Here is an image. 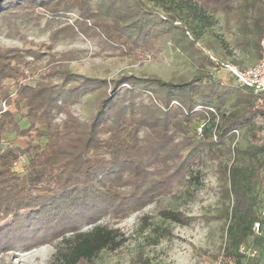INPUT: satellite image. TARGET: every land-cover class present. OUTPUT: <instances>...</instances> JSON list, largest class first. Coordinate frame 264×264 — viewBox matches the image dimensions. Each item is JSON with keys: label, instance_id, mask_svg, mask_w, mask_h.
Instances as JSON below:
<instances>
[{"label": "trees", "instance_id": "trees-1", "mask_svg": "<svg viewBox=\"0 0 264 264\" xmlns=\"http://www.w3.org/2000/svg\"><path fill=\"white\" fill-rule=\"evenodd\" d=\"M69 11L81 21L52 17ZM217 15L237 26L257 62L263 0H0V27L8 33L20 36L22 26L39 25L43 18L46 28L58 23L47 54L0 46V223H5L0 251L50 242L52 264H93L102 250H117L126 241L119 228L97 223L99 217H124L171 193L176 184L201 186L208 165L231 199L226 253L240 264V244L264 243L251 230L264 207V157L228 142L234 130H251L254 119L264 116V93L241 84L230 71L231 81L215 75L234 64L226 62L213 33ZM78 29L121 55L187 43L193 70L177 80L78 74L68 66L69 52L52 51ZM43 59L47 65L41 71L36 62ZM7 79L13 82L6 84ZM88 92L92 111L82 119L71 107ZM227 104L233 109L225 113ZM9 131L24 144L8 142ZM22 157L24 168L18 170L14 163ZM244 157L247 163L239 161ZM25 211L34 212L28 225ZM158 214L180 224L192 219L178 209ZM82 223L93 225L82 230ZM139 259L149 264L148 258Z\"/></svg>", "mask_w": 264, "mask_h": 264}, {"label": "rangeland", "instance_id": "rangeland-1", "mask_svg": "<svg viewBox=\"0 0 264 264\" xmlns=\"http://www.w3.org/2000/svg\"><path fill=\"white\" fill-rule=\"evenodd\" d=\"M52 17L71 24H74V20L82 19L73 11ZM44 20L41 19L39 25L22 26L19 30L20 36L8 33L6 28L0 27V46L32 48L31 50L36 49L42 54H47L50 50V31L58 23L46 28ZM85 22L89 24L88 21ZM213 33L221 40L222 50L227 55L226 62L232 60V65L239 68L256 62L252 49L242 44V35L237 26L226 24L222 15H217ZM203 50L218 57L213 51ZM52 51L59 54L69 52L71 60L68 61V66L76 73L107 79L119 75H155L163 80H177L190 75L193 70L192 61L187 55V43L180 42H167L161 49L151 53L134 52L121 55L101 44L98 37L87 35L78 29L76 35L59 39ZM36 64L42 71L47 61L43 59ZM214 73L223 81L232 80L225 65ZM12 82L11 79L5 81L6 84ZM90 100L91 93L88 92L71 108L80 118H87L92 111ZM257 104L262 103L259 101ZM5 108L6 105H3V109ZM232 109L229 104L222 108L225 113ZM20 125L25 126L26 123L22 120ZM231 134L228 138L230 146L256 150L259 156L264 157V116L259 115L254 119L251 130L242 128L234 130ZM7 141L12 144H24V138L13 131L8 132ZM25 160V157H22L16 162L18 170L24 168ZM239 161L247 163L248 158L244 157ZM228 162L229 159L226 163ZM203 172L201 186L186 182L176 184L171 193L154 198L150 203L124 217L108 214L99 217L97 223L107 222L110 226L119 228L126 241L117 250H102L94 258L93 264H142L139 261L141 257L148 258L149 264H231L234 258L226 253L228 243L225 233L228 224L226 212L231 205V199L221 188L213 166L208 165ZM262 175L264 177V173ZM164 208L181 210L192 219L186 224L165 220L158 214ZM145 215L148 223L143 221ZM23 216L25 224L28 225L34 212L25 211ZM3 224L5 223H0V228ZM92 225L82 223L79 228L85 230ZM53 253L54 245L50 242L26 248L16 247L0 251V264H52Z\"/></svg>", "mask_w": 264, "mask_h": 264}, {"label": "built area", "instance_id": "built-area-1", "mask_svg": "<svg viewBox=\"0 0 264 264\" xmlns=\"http://www.w3.org/2000/svg\"><path fill=\"white\" fill-rule=\"evenodd\" d=\"M260 46L261 56L256 63L242 69L234 65H228L227 68L238 82L253 88L256 92L264 93V36L261 39ZM197 132L201 133V126L197 128ZM251 230L253 234L264 238V207L260 209L259 219L254 221ZM238 252L242 255L240 264H248L250 260L256 258L258 255L257 248L251 243L240 244ZM231 264H236L235 259Z\"/></svg>", "mask_w": 264, "mask_h": 264}, {"label": "crops", "instance_id": "crops-1", "mask_svg": "<svg viewBox=\"0 0 264 264\" xmlns=\"http://www.w3.org/2000/svg\"><path fill=\"white\" fill-rule=\"evenodd\" d=\"M258 250V255L256 258L250 260L248 264H264V243L263 244H254Z\"/></svg>", "mask_w": 264, "mask_h": 264}]
</instances>
